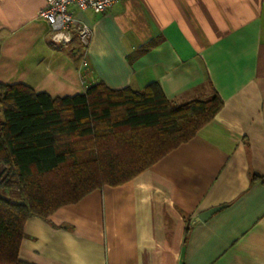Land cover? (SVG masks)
Listing matches in <instances>:
<instances>
[{
  "label": "crops",
  "instance_id": "0c3cea01",
  "mask_svg": "<svg viewBox=\"0 0 264 264\" xmlns=\"http://www.w3.org/2000/svg\"><path fill=\"white\" fill-rule=\"evenodd\" d=\"M43 4L0 0L1 84L53 98L96 82L114 90L156 82L176 104L213 92L223 104L192 138L131 179L45 219L29 217L19 259L264 264V0H119L101 13L72 7L90 29L86 45L75 36L53 42L38 17Z\"/></svg>",
  "mask_w": 264,
  "mask_h": 264
},
{
  "label": "trees",
  "instance_id": "16d2710c",
  "mask_svg": "<svg viewBox=\"0 0 264 264\" xmlns=\"http://www.w3.org/2000/svg\"><path fill=\"white\" fill-rule=\"evenodd\" d=\"M222 104L215 92L176 104L156 82L141 90L96 82L53 98L0 83V191L21 199L0 193V264H28L18 251L29 217L45 219L96 188L131 179L192 138Z\"/></svg>",
  "mask_w": 264,
  "mask_h": 264
},
{
  "label": "built area",
  "instance_id": "2783aa9c",
  "mask_svg": "<svg viewBox=\"0 0 264 264\" xmlns=\"http://www.w3.org/2000/svg\"><path fill=\"white\" fill-rule=\"evenodd\" d=\"M119 0H43L38 17L50 27L51 40L56 43H68L75 36L86 45L91 32L86 23L76 19L73 8L101 13L109 10Z\"/></svg>",
  "mask_w": 264,
  "mask_h": 264
},
{
  "label": "rangeland",
  "instance_id": "374dc122",
  "mask_svg": "<svg viewBox=\"0 0 264 264\" xmlns=\"http://www.w3.org/2000/svg\"><path fill=\"white\" fill-rule=\"evenodd\" d=\"M0 109H1V107H0ZM1 120V119H0ZM0 193L3 195V196H5V197H7V198H9V199H11V200H14V201H21V199L19 198V196L17 195V194H14L13 192H11V191H9V190H1L0 191Z\"/></svg>",
  "mask_w": 264,
  "mask_h": 264
},
{
  "label": "water",
  "instance_id": "95a60500",
  "mask_svg": "<svg viewBox=\"0 0 264 264\" xmlns=\"http://www.w3.org/2000/svg\"><path fill=\"white\" fill-rule=\"evenodd\" d=\"M219 208H220V206L213 207V208H211V209H209V210H207V211L199 214L198 215V218L203 221V220L207 219L212 213H214L215 211H217Z\"/></svg>",
  "mask_w": 264,
  "mask_h": 264
}]
</instances>
